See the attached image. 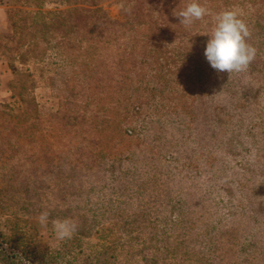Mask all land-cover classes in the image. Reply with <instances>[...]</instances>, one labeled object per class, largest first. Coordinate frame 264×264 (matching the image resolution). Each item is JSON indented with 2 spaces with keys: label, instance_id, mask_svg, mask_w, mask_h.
<instances>
[{
  "label": "rangeland",
  "instance_id": "374dc122",
  "mask_svg": "<svg viewBox=\"0 0 264 264\" xmlns=\"http://www.w3.org/2000/svg\"><path fill=\"white\" fill-rule=\"evenodd\" d=\"M122 3H103L111 19ZM78 6L0 0V107L22 86L31 115L0 118V264H264V85L197 71L200 36L153 61L140 43L142 88L101 101L76 74Z\"/></svg>",
  "mask_w": 264,
  "mask_h": 264
},
{
  "label": "trees",
  "instance_id": "16d2710c",
  "mask_svg": "<svg viewBox=\"0 0 264 264\" xmlns=\"http://www.w3.org/2000/svg\"><path fill=\"white\" fill-rule=\"evenodd\" d=\"M76 1L79 4L75 17L76 74L83 79V85L80 86L100 94L101 101L117 96V101L120 102L131 88H142L134 79L135 67H127V64L137 61L140 43L152 47L146 52L144 61H153L158 57L155 48L162 51L163 47L170 46L173 42L183 43L187 47L195 44L200 36H206V47L210 37L202 33L210 31L213 25L212 16H206L204 20L196 21L188 28L180 24V18L174 12H179L189 0H120L124 5L123 21L110 18L103 6L107 0ZM248 3L259 7L257 10H245L244 18L252 33L249 43L257 48L256 59L248 71L256 84L264 85V0H209L206 5L214 14L237 4ZM128 8L130 11L126 10ZM174 56L178 55L166 52L164 57L168 59ZM183 56L189 62L196 63L197 71L207 72L205 64L208 61L205 54L199 59L194 51ZM27 105L22 86L15 85L11 101L0 107V118L6 117L14 121L16 126L24 124L31 119Z\"/></svg>",
  "mask_w": 264,
  "mask_h": 264
},
{
  "label": "clouds",
  "instance_id": "9594fccd",
  "mask_svg": "<svg viewBox=\"0 0 264 264\" xmlns=\"http://www.w3.org/2000/svg\"><path fill=\"white\" fill-rule=\"evenodd\" d=\"M124 8V5H120ZM130 11V8L126 9ZM180 18V24L186 28L196 21H202L206 16H212L213 25L207 34L210 38L205 48V57L211 67L217 72L246 73L256 59L257 48L249 43L251 29L246 21L245 12L239 6L224 9L213 14L201 0H189L179 12H174ZM48 211L38 216V222L46 227L49 222ZM52 228L60 241L68 240L77 231V224L70 218L55 219Z\"/></svg>",
  "mask_w": 264,
  "mask_h": 264
}]
</instances>
